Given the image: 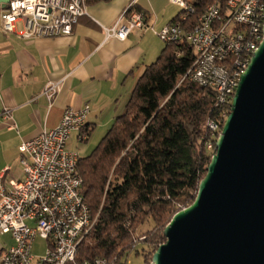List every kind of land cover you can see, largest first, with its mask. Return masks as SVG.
<instances>
[{
    "label": "built area",
    "instance_id": "obj_1",
    "mask_svg": "<svg viewBox=\"0 0 264 264\" xmlns=\"http://www.w3.org/2000/svg\"><path fill=\"white\" fill-rule=\"evenodd\" d=\"M169 2L180 12L156 35L166 45L188 44L194 59L183 79L214 92L218 115L207 120V135L202 138L205 150L214 153L220 123L230 112L240 76L263 39L264 0ZM86 15L85 0H9L0 11V29L4 34L16 33V25L21 23L17 34L23 39L66 37ZM145 18L133 0L111 26L103 28L104 40L124 41L130 33L144 29ZM58 89V83H48L43 95L50 101ZM88 114V106L78 111L65 109L54 129L43 130L18 147L23 178L4 185L0 176V235L12 241L9 246L0 242V264L74 262L77 248L96 218L91 219L80 193L79 156L66 145L73 132L78 133V142L86 140ZM2 117L11 118L7 108ZM36 238L46 243L42 256L32 253ZM92 264L108 262L97 259Z\"/></svg>",
    "mask_w": 264,
    "mask_h": 264
},
{
    "label": "trees",
    "instance_id": "obj_2",
    "mask_svg": "<svg viewBox=\"0 0 264 264\" xmlns=\"http://www.w3.org/2000/svg\"><path fill=\"white\" fill-rule=\"evenodd\" d=\"M109 1L85 0L87 6ZM193 59L188 44H164L122 114L79 158L80 193L96 221L71 264H131V255L150 264L165 242V226L193 203L213 154L203 147L206 123L218 115L214 92L183 79Z\"/></svg>",
    "mask_w": 264,
    "mask_h": 264
},
{
    "label": "crops",
    "instance_id": "obj_3",
    "mask_svg": "<svg viewBox=\"0 0 264 264\" xmlns=\"http://www.w3.org/2000/svg\"><path fill=\"white\" fill-rule=\"evenodd\" d=\"M133 0H111L87 6L70 36L53 39H23L0 29V176L2 183L23 178L18 147L43 130L54 129L65 109L89 107L84 130L108 131L122 114L137 79L157 59L154 31L177 18L169 0H136L145 13V27L124 41L104 40V27L111 26ZM4 5L0 3V11ZM161 52V51H160ZM160 54V53H159ZM58 83L57 94L49 101L43 91ZM10 111V119L2 117ZM78 133L71 138L77 143ZM88 136L86 137L87 141ZM4 242L12 244L9 237ZM11 242V244H10Z\"/></svg>",
    "mask_w": 264,
    "mask_h": 264
},
{
    "label": "water",
    "instance_id": "obj_4",
    "mask_svg": "<svg viewBox=\"0 0 264 264\" xmlns=\"http://www.w3.org/2000/svg\"><path fill=\"white\" fill-rule=\"evenodd\" d=\"M262 32L195 199L165 226L150 264H264Z\"/></svg>",
    "mask_w": 264,
    "mask_h": 264
},
{
    "label": "rangeland",
    "instance_id": "obj_5",
    "mask_svg": "<svg viewBox=\"0 0 264 264\" xmlns=\"http://www.w3.org/2000/svg\"><path fill=\"white\" fill-rule=\"evenodd\" d=\"M170 8L174 14H176L179 11V8L175 5H172L171 3H170ZM159 31L160 29H157V31H154V35H155L154 37L157 39L156 46L158 50V55L160 51L162 50V48L164 47V43L156 35V33ZM106 132H107V129L106 131H102L101 129L98 128L95 131L90 133L87 141H83L79 143H77L75 140H73V138H71L68 143V145H70L69 149L71 148L72 151L77 153L79 158L86 157L94 150V148L98 145V143L104 137ZM0 240H6V237H0ZM45 249H46V243L43 240L36 238L33 243V247H32L33 255L42 256L45 253ZM130 261H131V264H143L142 256L134 257V255L133 256L131 255Z\"/></svg>",
    "mask_w": 264,
    "mask_h": 264
}]
</instances>
